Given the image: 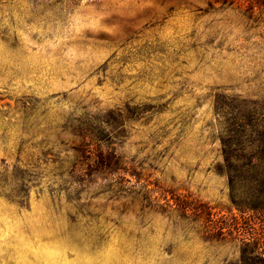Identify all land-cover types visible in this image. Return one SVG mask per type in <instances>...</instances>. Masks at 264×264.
Returning <instances> with one entry per match:
<instances>
[{
	"label": "rangeland",
	"instance_id": "1",
	"mask_svg": "<svg viewBox=\"0 0 264 264\" xmlns=\"http://www.w3.org/2000/svg\"><path fill=\"white\" fill-rule=\"evenodd\" d=\"M252 109L264 6L0 0V264H241L220 141Z\"/></svg>",
	"mask_w": 264,
	"mask_h": 264
},
{
	"label": "trees",
	"instance_id": "2",
	"mask_svg": "<svg viewBox=\"0 0 264 264\" xmlns=\"http://www.w3.org/2000/svg\"><path fill=\"white\" fill-rule=\"evenodd\" d=\"M233 2L237 8L250 11L264 6V0ZM258 118L255 110L248 111L247 123H230L223 129L220 141L229 199L241 213L245 226L233 220L229 225L218 226V234L221 239L229 235L235 240L241 264H264V125Z\"/></svg>",
	"mask_w": 264,
	"mask_h": 264
}]
</instances>
